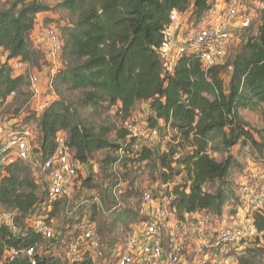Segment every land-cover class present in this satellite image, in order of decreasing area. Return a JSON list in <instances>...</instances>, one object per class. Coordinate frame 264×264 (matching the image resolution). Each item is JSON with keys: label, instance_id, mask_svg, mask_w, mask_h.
<instances>
[{"label": "trees", "instance_id": "16d2710c", "mask_svg": "<svg viewBox=\"0 0 264 264\" xmlns=\"http://www.w3.org/2000/svg\"><path fill=\"white\" fill-rule=\"evenodd\" d=\"M215 4V0H62L60 6L76 20L63 30L60 57L64 67L54 74L53 82L77 92L79 99L60 97L42 113L32 111L22 116L27 122L33 117L38 120L36 151L51 156L60 132L86 164L96 151L123 150L140 162L154 161L161 169L164 183L173 185L170 197L179 218L203 210L221 216L236 196L230 175L239 161L231 149L241 142L264 149V141L255 139L240 114L241 109L264 104V8L256 23L253 20L240 32L239 46L224 63L205 69L197 56L183 54L169 69L162 54L167 31L173 25V11L187 15L183 25L191 29L203 23ZM49 10L38 0H0V49L7 52L6 61L0 65V106L10 97L17 101L31 96L30 77L25 70L16 72L13 60L41 68L53 59L30 40L37 15ZM142 101L150 111L148 127L171 130L165 150L150 145L135 150L126 128L119 133L121 143L113 142L108 138V127L91 123L80 112L87 107H117L127 118ZM211 150L223 152V158L211 156ZM183 174L184 178L175 180ZM41 186L25 161L0 164V208L14 212L16 223L23 220L17 233L0 223V264H33L25 252L30 247L36 248V264H70L52 252L41 254V245L48 239L27 222L36 213L51 222L58 206L67 200H57L48 208ZM82 186H95L92 175L83 179ZM94 208L89 220L98 224L101 243L112 250L117 237L104 236L114 230L113 224L98 223V207ZM256 224L264 231L263 215H257ZM263 256V249L249 248L241 263L264 264ZM71 264L96 262L85 254Z\"/></svg>", "mask_w": 264, "mask_h": 264}, {"label": "built area", "instance_id": "2783aa9c", "mask_svg": "<svg viewBox=\"0 0 264 264\" xmlns=\"http://www.w3.org/2000/svg\"><path fill=\"white\" fill-rule=\"evenodd\" d=\"M256 3L260 9L264 8V0H256ZM255 13L244 0H229L220 10L213 8L201 26L188 29L184 21L181 23L182 16L173 11V25L167 31V41L162 48L167 66L172 69L183 54L197 56L205 69L224 63L233 39L251 25ZM173 26L176 33L171 34ZM46 38L48 54L52 58L60 56L62 42L56 31L48 29ZM12 63L18 73L28 67L20 60ZM45 77L39 72L30 76L31 103L38 113L54 101L53 86ZM126 129L134 139L135 150L149 145L159 131L148 127L146 120L139 119L128 121ZM0 134L5 139L0 145V164L25 161L43 186L48 208L51 209L55 201L66 198L73 212L74 207L70 208L72 195L77 189L82 191L89 165L79 160L65 135L58 134L54 153L45 157L36 151L37 134L23 117L6 119L0 126ZM238 192L236 213L224 212L217 216L203 210L186 213L182 219L177 215L172 197L160 199L145 191L141 197L140 225L122 245L108 251L101 243L96 224L83 218L77 225L78 234L68 245L69 263L89 254L95 262L104 259L107 264H242L241 257L249 242L259 239V246L264 248V231L256 224L257 215L264 216V171L255 164L245 169ZM27 222L49 241L56 239L47 216L36 213ZM0 223L8 225L15 233L21 230L13 215L0 216ZM25 252L36 264V248L30 247Z\"/></svg>", "mask_w": 264, "mask_h": 264}, {"label": "rangeland", "instance_id": "374dc122", "mask_svg": "<svg viewBox=\"0 0 264 264\" xmlns=\"http://www.w3.org/2000/svg\"><path fill=\"white\" fill-rule=\"evenodd\" d=\"M7 2L8 0H1ZM32 0H26V3ZM50 7L49 11L41 12L37 15L36 25L30 34V40L33 45H38L47 52V38L46 31L54 29L58 34L60 40L63 42L64 28L73 25L76 20L75 15L63 9L60 6L62 0H38ZM229 1V0H228ZM249 8L256 11L255 21L258 20L260 8L256 0H244ZM206 20V19H205ZM204 20V21H205ZM203 21V22H204ZM203 24V23H201ZM201 25L195 26L199 27ZM252 28L248 29L242 34H247ZM241 34L238 32V37L233 39V43L228 48L227 55L234 52L239 46ZM7 59V52L0 49V65ZM64 67L62 57L58 56L52 60H48L41 68L28 67L25 69V74L28 78L40 72L47 76V81L53 86L51 93L53 100L63 97L67 100L78 101L79 94L77 92L68 91L63 86H57L54 80V74L58 69ZM35 111L31 103V96L28 98H21L15 100L10 97L6 103L0 106V126L3 125L6 119L20 118ZM81 115L88 119L95 125H103L108 127V138L117 143H121L119 133L126 128V123L133 119L140 121L147 120L149 115L148 104L146 102H139L131 115L125 117L118 111L117 107L108 108L105 110H94L91 107L80 108ZM38 113V112H37ZM241 116L249 123V128L253 133L255 139L259 142L264 141V104L255 109H241ZM30 124L34 131L38 129V120L33 117ZM171 139V130L162 128L158 131V135L153 137V141L149 143L152 148L159 147L161 150L167 149ZM5 141L3 135L0 134V145ZM7 143V142H5ZM239 147L234 146L231 153L235 155L239 161V166L232 167L230 179L233 181V188L235 197L226 204L224 212L236 213L238 203L239 182L244 170L252 167L253 164L264 170V149L260 150L254 147L251 142L239 143ZM211 156L222 159L224 154L219 151H210ZM122 158V159H121ZM113 159H116L112 162ZM89 175H92L93 188L83 187L82 191L75 190L72 195L70 208L73 206L74 210L69 209V201L63 200L58 206L55 215L51 217V225L56 232V239L54 244L45 240L40 248V253L52 252L59 255L64 261H69L68 245L70 241L78 234L77 225L83 218L90 219L94 215V207L96 210V221L98 223L113 224L114 230L111 233H105L104 237H117L116 245H122L128 235L140 225L141 220V202L142 194L145 191L152 193L156 198L164 199L170 198V192L173 185L164 183L160 176L161 169L154 163V161L140 162L135 155H126L121 151H114L112 149H104L96 151L92 159L88 163ZM185 177V174L177 176L175 180L180 181ZM41 190L43 187L41 186ZM70 210V211H69ZM15 217V213L0 208V216ZM20 226L23 220L18 223ZM97 224V223H96ZM98 225V224H97ZM101 237V236H100ZM58 241V243H56ZM57 244V245H55ZM260 241L256 239L249 242L247 249L259 247ZM264 261V256H263ZM96 264H107L104 259H97Z\"/></svg>", "mask_w": 264, "mask_h": 264}, {"label": "crops", "instance_id": "0c3cea01", "mask_svg": "<svg viewBox=\"0 0 264 264\" xmlns=\"http://www.w3.org/2000/svg\"><path fill=\"white\" fill-rule=\"evenodd\" d=\"M216 1V4H215V6L220 10V8H222L223 7V5H224V1L223 0H215ZM186 17H187V15H186ZM186 17H182L181 19H182V22L181 23H183V21H185V19H186ZM175 26H173L171 29H170V33L171 34H174V33H176V31H175ZM264 171V170H263Z\"/></svg>", "mask_w": 264, "mask_h": 264}]
</instances>
